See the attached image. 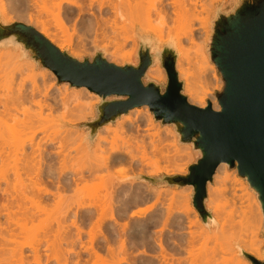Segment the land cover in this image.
I'll return each mask as SVG.
<instances>
[{"label":"bare ground","instance_id":"6f19581e","mask_svg":"<svg viewBox=\"0 0 264 264\" xmlns=\"http://www.w3.org/2000/svg\"><path fill=\"white\" fill-rule=\"evenodd\" d=\"M4 1L0 0V13L5 24L15 20L26 21L28 24L33 25L40 34L60 51L65 50L64 46H59L57 36L50 33L48 20L42 16V11L45 10L44 7L57 0H7L6 3ZM42 4L43 6H41ZM56 6L58 10H64L62 13L64 22H61V24L70 23L72 18L76 16L75 14L78 13V16L85 20L83 24L86 28L92 29L96 24L95 27L103 35L110 34L115 37H123L128 32H147L154 42L152 52L166 43L171 44L178 56L176 70L179 79L184 82L185 93L190 96L189 103L201 109L208 108L209 104L206 99L200 97V94L196 92L188 68L189 64L194 62L197 73H199L201 88L211 83L209 82L208 71L212 70L214 73L215 68L212 67L211 69L212 65L209 63L205 47L209 42L212 12L210 18L204 17L205 14L209 13L210 7L205 1L60 0ZM75 9L78 11L77 13ZM105 11L107 13L104 16ZM88 12L94 19H86L85 14ZM123 40L125 42L132 41L131 43L136 44V41L127 37H123ZM9 45L11 46H2L10 47L7 48V51H0V256H2L0 263L11 264L8 257L11 258L9 259L11 261L13 259L12 264L18 263L16 260L19 261V264H26L28 260L27 263L31 262L24 255L27 249H30L29 251L33 253L32 257L34 258H31L30 252L29 256L34 264H44L45 261L43 262L41 258L43 255L40 254L45 249L51 251L50 254H52H42L50 256L49 260L58 261V258L60 259L63 256L61 255L62 250L60 251L63 242H65L62 236L70 227H67L68 224L64 223L67 222L70 216L69 211L72 212V208H75L74 216L80 219L79 221L75 220L72 216L71 221L73 219L75 221L70 223L71 227L77 229V235L75 234L77 240L85 233L82 227L87 221L94 219L93 225L95 223L94 226L99 229L100 225L107 221V215L110 211L108 221H112L113 226L110 229V237L108 235L109 241L106 240L109 246L107 250L110 257L108 256V258L112 261L110 264L129 263L130 261L132 264V251H128L130 254L127 253V245L129 249H132L140 245H142L140 247L155 248V244L161 253L157 259L160 260L159 264H167L166 259H169L170 254L167 253L169 246L167 240H164V237L162 239V235L156 237L157 240L153 239L155 241L153 245L150 243L148 236L144 234L146 226L142 223L143 226H138L134 222L132 233H129V238H126L125 235L127 234L125 232L130 225L126 222L123 225L120 221L129 216L130 218H141L151 211L156 206L155 204L160 203L164 198L166 199V197H163L165 193L161 191L162 189L160 190V188H156V186L154 187L146 181H144L145 184L143 182V185L140 182V176L133 178L131 174L138 171L139 175H142L141 168L144 169V164L148 160L146 156L151 155L148 153H152L148 151H153L157 155L160 153L161 156L168 150L164 143L167 138H173L169 130L164 131V138L157 137L153 132L158 126L151 111L145 106L131 110L128 114L121 116L115 123L103 126L94 139L90 138L89 133L85 135L84 132L68 128V130H65L66 133L63 131L65 134H60L62 131H57L58 133L51 135L49 133L50 127H47L50 118V113L47 111L53 113L55 109H60L63 112L62 114L65 115L73 113L78 107L73 106L74 102L59 95L56 97H54L56 94H53L52 97L49 96V90L45 88V84L39 85L33 81L30 85H27L26 79L21 78V76L28 74V78H35L37 76L35 73L36 65L27 59L19 44L9 42ZM189 49H195L192 58L189 57ZM74 56L80 57L76 54ZM47 74L50 77L53 76L51 71ZM45 76L46 74L42 75V79ZM207 76L208 79L206 80ZM147 77L153 81H159L165 77V72L159 66L157 59H155V64L147 71ZM213 77L216 78V76ZM17 79L20 81L15 83ZM88 92L90 91L86 88H81L79 92L74 90L71 92V97L78 100L81 98L82 93L89 94ZM96 98L100 99L99 96H96ZM210 99L213 110L219 111L220 106L216 99L214 97ZM49 102H52V104ZM33 108L37 109L33 111ZM57 111L55 112L57 113ZM44 114H48V117H45ZM186 146L183 149H187ZM169 153L167 154L169 155ZM168 155L164 157L167 158V161L173 162V156L169 155V157ZM186 157L190 158L191 155L188 154ZM119 170L121 174L117 175L115 171L120 173ZM183 173L182 170L176 169L171 174L168 173V176ZM231 176L227 170V164H222L214 177L213 183L215 186L211 187L210 184L208 186L207 205L208 209L215 215L219 209L215 196L221 192V188L227 186L229 180L232 182ZM90 183H94V187ZM89 185L93 190L89 188ZM225 190L227 192V187ZM189 195L186 193L175 194L173 200L176 196L178 199L185 200L189 205ZM51 199L54 200L53 204H51ZM148 201H154L155 204L146 209H139L140 205ZM49 203L55 208L53 206L49 207ZM138 206L139 208H137ZM259 208H261V204ZM51 209L53 210L51 211ZM55 210L57 213L53 214ZM88 210H94V212L92 211L87 215L86 211ZM167 211L169 212V210ZM168 212H166L168 216L166 217L165 214L166 218L162 220L164 222L163 225L161 224V233L168 226L171 227L170 212ZM53 215H55L54 218ZM48 217L51 218V221H48ZM195 217V223L204 229L205 234L209 235L210 231H215V218L211 217L207 224H201L198 215H195ZM154 220L156 226L158 223L160 225V222H157L159 217H157V220L155 217ZM55 223L57 227H55ZM51 224H54V228H57L56 232L52 231L54 228ZM192 224L190 221L186 226L183 223L177 225L176 228L181 234L172 240L173 253L178 254L186 250V254L189 255L190 250L193 249L197 237H194L191 231L189 233L190 237L184 235L185 230H190ZM118 226L122 228V231H120L121 229L118 230ZM233 229V227L221 229L218 234L223 240L224 246L235 255L236 264H247L241 257V251L263 262L264 245L257 248L256 241H243L242 235L234 232ZM69 230L67 233L70 234V237L72 229ZM49 231H52L53 234ZM89 233L91 240L94 241L97 238L96 233ZM89 233L87 232V235ZM21 238H25V240ZM70 238L72 239V237ZM70 238L65 240L70 241ZM128 239H130L129 242ZM75 241L72 240L71 244H74ZM118 241L121 243L118 244L119 246L117 245ZM44 242L47 246L44 245L45 249H43V246L41 247ZM40 247L43 251L39 254ZM80 247H82V244ZM89 248L86 247L87 252ZM99 250L93 248L92 253L95 258L102 260V252L100 253L101 250ZM70 251L73 253L75 250ZM142 252V254H146L144 250ZM89 253H91L90 250ZM58 255H61V257ZM4 256L8 259L3 258ZM155 257L157 258V255ZM183 257L182 259L179 257L173 260V264H185L187 257H185V260ZM25 259L26 262H24ZM61 260L59 261L61 262Z\"/></svg>","mask_w":264,"mask_h":264},{"label":"water","instance_id":"95a60500","mask_svg":"<svg viewBox=\"0 0 264 264\" xmlns=\"http://www.w3.org/2000/svg\"><path fill=\"white\" fill-rule=\"evenodd\" d=\"M9 42L19 44L59 84L86 88L100 97L97 119L85 125L91 139L103 126L145 106L156 122L173 126L180 144L192 145L200 158L186 176L140 178L155 186L193 187V207L203 224L212 217L206 208L208 186L222 164L237 169L247 181L264 215V0H236L229 11L218 10L211 24L208 52L224 83L216 95L219 111L211 104L206 109L191 105L183 95L184 83L176 70L178 56L171 44L152 52L153 43L140 40L138 66L108 63L101 51L92 61H79L34 27L3 24L0 15V47L11 46ZM155 59L166 71V86L144 83ZM112 97L116 99L110 101ZM241 255L251 264H264L243 251Z\"/></svg>","mask_w":264,"mask_h":264},{"label":"rangeland","instance_id":"374dc122","mask_svg":"<svg viewBox=\"0 0 264 264\" xmlns=\"http://www.w3.org/2000/svg\"><path fill=\"white\" fill-rule=\"evenodd\" d=\"M150 1H152V0H150ZM204 1L210 6L209 7V13L205 14L204 17L210 18V13L212 12L211 20H210V36H211V24L214 20L216 12L218 10L229 11L232 8V5L236 2V0H211V1L210 0H203V2ZM4 2L6 3L7 0H5ZM59 2H60V0L59 1L57 0L56 2L47 4L44 7L45 10L42 11V16L44 17V19L48 20L49 31L52 35L57 36V39H58L57 42H58L59 46L65 47V50H63L61 52L67 51L72 57L78 59L79 61H84L85 59H89L90 61H92L93 58L95 57L96 53L98 51H101V52H104L105 58L108 61V63H112V64H115V65L121 66V67L126 65V64H132V65L138 66L139 65L138 52H139V48H140V40H143V41L149 40L154 44L152 38L150 36H148V33L145 31L128 32V33H126L125 36H123V37H127L129 39H133L134 41H136V44H133V43H131L132 41L125 42L123 40V37H115V36L110 35V34H107V35L101 34L102 32L98 31V28L95 27L96 24L94 26L95 28L93 27L92 29H88L83 24V22L85 20H83V18H80L78 16V13H77L78 11L76 9H75V11L77 14H75L76 16L72 18L71 22L66 24V25L61 24V22H64V17L62 15L64 10L63 11L58 10V7L56 5H58ZM41 6H43V4ZM106 13H107V11H105L104 16ZM0 15H1V13H0ZM85 15H86V19H94L90 15L89 12L86 13ZM2 23L5 24L3 21H2ZM12 23H22L24 25L33 27V25L28 24L26 21L22 22L20 20L19 21L15 20L11 23H7L6 25H10ZM210 36H209V40H210ZM166 44L162 45L161 48H157V49L162 50ZM7 48H10V47H0V51H3V52L7 51L8 50ZM208 48H209V42H207V44H206L205 51L208 54L209 63H210V65H212L211 69H212V67L215 68L214 73L212 72V70H209L208 71L209 73L207 72L209 74V75L208 74L207 75L209 76V80H210V81L209 80L208 81L211 83L209 85H207L206 87L204 86L203 88H201L199 75H198L199 73H197V69L195 68L194 62H191L189 64L188 68H189V72H190L189 74L191 75V80H192V83L194 85L196 92L200 94V97L205 98L206 101L208 102V104H211V99H210L211 97H214L216 99V102L218 103L216 95L218 93L222 92L223 87H224V83H223L216 67L211 62L210 55L208 52ZM194 50L195 49H189V57L192 58ZM152 51H153V47H152ZM23 54H25V56L27 57L28 60L32 61L36 65V72L35 73L37 76L35 78H33V77L28 78V74H24L23 76H21V78L26 79L27 85H30L31 82H33V81H35L39 85L45 84V88L47 90H49V96L52 97L53 94H56V95H54V97H56L57 95H59L60 97L65 98L66 100L74 102L73 106L78 107V109L76 111H74L73 113L65 114V115L62 114L63 112L60 109H55V111L58 110L57 113L55 111H53V113L47 111L48 113H50L49 114L50 118L49 119L47 118L50 121V122L48 121L49 124L47 122V125H48L47 127H50L49 133L51 135H55V133L57 131L58 132L62 131L60 133V134H62L68 128V129H74L78 132H84L85 135H87L88 133L90 134L89 128L85 127V125L92 123L93 121H95L97 119V116H98L97 106L101 103V99L96 98V96H98V95H96L95 93H92V92H88L89 94L82 93L81 98H79L78 100L77 99L75 100L73 97H71V92H73L74 90H77V92H79V90L81 88L80 89L71 88V86L69 84H66V83L65 84H59L58 80L54 74L52 77H50L47 74V72H49V70L43 69L41 66L37 65L33 60H31L29 55L24 50H23ZM74 54L79 55L80 57H76V56H74ZM159 66L161 67L160 63H159ZM161 69L165 72V77L163 79H161L159 81H153L152 79H150L146 76L144 79V83L147 84V83L153 81L159 85L166 86L167 82H168L167 74H166V71L162 67H161ZM45 74H46V76L44 77V79H42V75H45ZM29 76H30V74H29ZM208 76H207L206 80L208 79ZM213 76H216V78ZM19 81L20 80L17 79L15 81V83H17ZM181 82H183V81H181ZM164 91L165 90L163 87V92ZM183 95H185L187 97V99L189 100L190 96L185 93L184 89H183ZM115 99L116 98H114V97L109 98L110 101H113ZM49 103L52 104V102H49ZM82 105H84V107H82ZM57 108H58V106H57ZM34 109L36 110L37 108H33V111H34ZM46 115H45V117H48V114H46ZM53 116H54V118H52ZM153 117H154V115H153ZM154 121H155V118H154ZM52 125H53V127H52ZM156 125L158 127L153 133L157 137L164 138V131H167V130H169L170 135L173 136V138H167V140L165 139L166 141L164 144H165V146L168 147V148H166L168 150H166V152L164 154H162L161 156H160V153H158L159 155H157V153L154 154L153 151H148V152H152V153H148V154H151V155L147 154L148 156L145 155L148 158V160L146 159L147 161L144 164L145 167L143 166L144 169L141 168V171H143V173H141L142 175H139V172L135 171L136 173L131 174V176L133 178H135L136 176H138V177L139 176L140 177L141 176H143V177H158L159 178V177H163V176H168V173L171 174V172L176 170V169L182 170L184 173L178 174V175H173V176H186V175H188L189 167L197 162V160L200 158L199 154L196 151H194L192 145H188V144L181 145L180 144L179 136L176 133L173 126H167V125L162 126V124L160 122H156ZM185 145H187L186 146L187 149H183V147ZM168 151H170L171 153H169ZM167 153H169V155L171 157L173 156V162L167 161V158H165L168 155ZM165 154H167V155H165ZM188 154L191 155L190 158L186 157V155H188ZM227 170L230 172V175H232L231 178L233 180H232V182H230L231 180L228 181L229 185L227 182V184H226L227 185L226 186L227 192L225 190L226 187L221 188L220 189L221 192H219V194L217 193L218 195L215 196L216 197L215 199L217 201V205L219 206L218 213L216 215L214 213H212L211 210L208 209L209 207H208L207 201H206L207 210L209 212H211L212 217L216 219V225L214 228L215 231H210L209 235L205 234L204 229L195 223L196 222L195 215H198L201 224H203L202 219L200 218L196 209L193 207V201H192V197L194 195L193 187L186 186L183 188H179L178 186H170L166 183H161V184L156 185V188H160V190L162 189L161 191L165 193V195L163 196V197H166V199L164 198L165 200L161 198L162 202L160 201V203H158V204H155L154 201H148L147 203L140 205V208H139V206L137 207L139 209H141V208L146 209L148 207L153 206V204H155L156 206H154L153 209L151 211H149L146 215H144L141 218H138V217L130 218V216H129L130 213H129L128 218L126 217V219H124L123 221H120L121 223H123V225L125 222L130 225L125 232V234H127V235H125L126 238H129V233H132V224L134 225V222L138 226H143L142 224H144L146 226V229L144 230V234L146 236H148L150 243L153 245L155 244V241L153 239L157 240V238L160 235H162V239L164 237V240H167V245L169 246V248H168L169 252L167 251V253L168 254L170 253V254L168 256L169 259H166L168 261V262L166 261L167 264H173V260H175L179 257H181V259H182V256H184L183 257L184 260L186 259L185 257H187V260H185V264H236L237 260L235 259V255L232 254V252L229 249H227L226 246H224V242L221 239L220 235L218 234L219 230L227 229L229 227H233L235 229V230L233 229L234 232H237V233H239V235H242L243 241H249V242L256 241V243H257L256 247L261 248L264 245V235H263L264 215L262 212V208H259L260 202L258 201L257 194L250 188L249 184L247 183V181L245 179L239 177L237 169L231 170L227 166ZM115 172L117 173V175L121 174L120 170H119L120 173H118L117 171H115ZM170 177H172V176H170ZM144 181H146V180L141 179V181H140L141 184H143ZM91 184L93 185L94 183H90V185ZM144 184H145V182H144ZM210 185H211V187H213L214 183L210 184ZM152 186L155 187V185H152ZM92 187H94V185ZM92 187L90 186L89 188L92 189ZM228 189H229V191H228ZM235 189H236V193H235ZM97 193H98V191H97ZM182 193L190 194L189 195V205L187 204V202L185 200L178 199L176 196L174 197V200H173V196L175 194L179 195ZM233 193L236 196L235 195L233 196ZM95 194H96V192H95ZM68 198L70 199L71 197H68ZM69 199H68V202H69ZM50 201H51V204H53L54 200L51 199ZM51 204L49 207L53 206ZM160 204H162V205H160ZM169 205H171V206H169ZM53 207L55 208V206H53ZM169 207L171 210L168 209ZM137 208H135V209H137ZM53 209H51V211ZM191 209L194 211H192ZM167 210H169L170 218L172 220V221L170 220L171 227L168 226L167 229H165L161 233L162 225L164 222V221L162 222V220H164L168 216V214L166 213V212H168ZM92 211L94 212V210H88V211H86V214L89 215L90 213H92ZM74 212H75V208H72V212H71V210L69 211L70 221L68 218L67 222L65 221V223H64V224L67 223L68 225H66V226L67 227L70 226L68 228L72 229L71 230L72 231L71 236H70V237H72V239L69 237L70 234L67 233L68 231H70L67 228L68 230H66L67 232L65 233L66 236L65 235L62 236L64 238L65 242H63V244L61 246L62 248L60 249V251L62 250L61 251L62 253L61 252L60 253L63 256L61 257V255H58L59 257H61L60 259H62L61 262L63 261L61 263L59 261L60 259L58 258V261L60 262V264H65V263L66 264H74L75 262H77L78 264H110V262H112V261L110 258H108L109 255H108V250H107L109 247L108 246V241H109L108 235L110 237V232H111L110 229L113 226V222L112 221L110 222V220L108 221V218H109L108 215L110 214V211H109V214L107 213L108 214L107 215V221H105L102 225H100L101 227H99V229L97 226H94V225H96L95 223L93 225V221L95 222L94 219L91 220L92 222L87 221V223H85V225H83V227H82L86 234L85 233L82 234V236L79 240H77V236H76L77 235V233H76L77 229H75V227H71V223H70V222H73L75 220L79 221V219H80V218H75ZM55 213H57L56 210H55V212L53 211V214H55ZM165 214H166V217H165ZM49 215H50V217L52 216L50 214V211H49ZM54 216L55 215H53V218H54ZM72 216L75 219V220L73 219V221H71V219L73 218ZM155 217H156V220H157V217H159V220L157 222H160V225H159V223L157 224V226L154 224V223H156V221L154 220ZM173 217H174V220H173ZM49 220L51 221V218H49L48 221ZM190 221L193 223L191 226V229L190 230L186 229L187 232L185 230L184 235L186 237H188V235L191 231V234H194L193 236L197 237V239H196L197 241L195 242L193 249H191L192 247L189 248V249H191L190 250L191 252L190 253L188 252L189 255L186 254V250H183V251H185L184 253H183V251H181L179 253L177 252L178 254H175V253H173V241L172 240L174 237L181 234L177 230L176 227L178 224H182V223L186 226V225H188V222H190ZM51 225L54 228V224H51ZM92 225L94 226V228ZM55 227H57L56 223H55ZM100 228H101V230H100ZM55 230H57V228H54L52 231H55ZM94 230H96V231L93 232ZM118 230L122 231V228L120 226H118ZM52 231H49V232H52ZM216 231H217V233H216ZM87 232L88 233L92 232V234L96 233L95 235L97 236V238L94 241H92L91 237H90L91 236L90 233L87 235ZM99 232H100V234H99ZM101 232H103V233H101ZM52 234H53V232H52ZM52 234H50V235H52ZM67 234H68V236H67ZM42 235H43V233H42ZM54 235H55V233H54ZM189 237H190V235H189ZM66 238H68V239L70 238V241H67L68 239L65 240ZM21 239H23V238H21ZM89 239H90V242H89ZM23 240H25V238ZM72 240H74V241L76 240L74 244L73 243L71 244ZM106 240H108V241L106 242ZM129 241H130V239H128V242ZM119 243L120 242L118 241L117 245ZM81 244H82V247H80ZM44 245L46 246L45 242L41 245V247L43 246V249H45ZM90 245L93 248H96V249L98 248L101 250V251L100 250L99 251H100V253L102 252L101 253L102 257H103L102 260L95 258V256H93V253H92L93 248H91ZM70 246H73V247H70ZM118 246H116V247H118ZM140 246H142V245H140ZM140 246L137 248L133 247L132 249L131 248L129 249V246L127 245V253L132 251L131 253L133 254V255L131 254V257L133 256V258H132L133 260L131 259L132 264H143V263L144 264H159L160 260H157V259L161 253H160V249L158 248V246H156V244H155V248L149 247V246H147V247H140ZM66 247H67V249H66ZM84 247H85V249H84ZM86 247H87V249L89 247L91 248V249L89 248L91 253L88 254L89 250L87 252ZM77 248H79L81 250H79V249L77 250ZM43 249L42 248L39 249V254H40V252L43 251ZM29 250L30 249L25 250L24 255H26L25 258L30 259L31 262L27 263L29 261L28 259H27L28 261L25 259L24 262L27 261L26 264H30V263L34 264L33 260L31 259V258H34V257H32L33 253H31L32 251H29ZM46 250L47 249H45V251H43L42 253H45V254L48 253V255L52 254V253L50 254L51 251H49V250L46 251ZM70 250H75V251L73 253H71ZM143 250L147 255L142 254ZM65 251H66V253H65ZM139 251H141L142 253ZM29 252L31 254L30 255L31 258L29 256ZM42 253L40 255H43V256H41V258H42L43 262L44 261L46 262V263L44 262V264H57L58 263V261H55L52 259L49 260L50 256H48V255L45 256V254H42ZM90 254H92V255L89 258ZM181 254H183V255H181ZM152 255H154V256H152ZM155 255H157V258L155 257ZM92 256H93V258H92ZM106 256H107V258H106ZM1 257L2 256H0V260H1ZM5 257L6 256H4L3 258H5ZM121 257H122V254H121ZM241 257L245 260V262H247V264H251L244 256L241 255ZM8 258L11 259L10 257H8ZM9 259H8L9 263L12 264L13 259H12V261ZM96 259H97V261H95ZM159 259H160V257H159ZM78 260H80V261H78ZM16 262H18L16 264H19V261L16 260ZM77 263H75V264H77ZM129 263L131 264V261ZM129 263L127 262V263H122V264H129ZM3 264H5V263H3ZM111 264H113V263H111ZM160 264H162V263H160Z\"/></svg>","mask_w":264,"mask_h":264}]
</instances>
